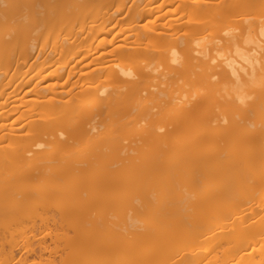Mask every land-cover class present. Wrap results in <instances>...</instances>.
<instances>
[{"label":"bare ground","instance_id":"bare-ground-1","mask_svg":"<svg viewBox=\"0 0 264 264\" xmlns=\"http://www.w3.org/2000/svg\"><path fill=\"white\" fill-rule=\"evenodd\" d=\"M0 264H264V0H0Z\"/></svg>","mask_w":264,"mask_h":264}]
</instances>
